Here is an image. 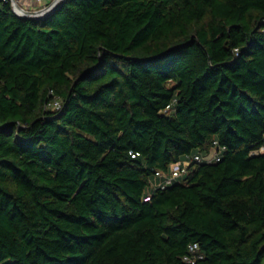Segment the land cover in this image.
Instances as JSON below:
<instances>
[{"label":"trees","instance_id":"1","mask_svg":"<svg viewBox=\"0 0 264 264\" xmlns=\"http://www.w3.org/2000/svg\"><path fill=\"white\" fill-rule=\"evenodd\" d=\"M263 144L264 0H0V264H264Z\"/></svg>","mask_w":264,"mask_h":264},{"label":"built area","instance_id":"2","mask_svg":"<svg viewBox=\"0 0 264 264\" xmlns=\"http://www.w3.org/2000/svg\"><path fill=\"white\" fill-rule=\"evenodd\" d=\"M12 3L14 12L24 14L25 12L43 13L51 8L59 0H8ZM53 107L60 108V103L56 102ZM169 107L167 108V110ZM225 146L219 145L217 141L214 142L211 150L208 153H198L192 156H186L181 161L172 163L168 171H158L155 174V179L152 182V188L165 189L181 180L188 174L189 167L195 164H215L221 162ZM255 154H264V144L255 152ZM151 195L146 197L145 201H150ZM189 254L184 257V261L189 264H195L197 261L203 259V254L200 252L198 244L189 246Z\"/></svg>","mask_w":264,"mask_h":264},{"label":"water","instance_id":"3","mask_svg":"<svg viewBox=\"0 0 264 264\" xmlns=\"http://www.w3.org/2000/svg\"><path fill=\"white\" fill-rule=\"evenodd\" d=\"M63 2H64V0H59L51 8H49L47 11H45L43 13H33V12H25L24 14H18L16 12L15 13L17 16H19L22 19H28V20L46 19L51 14H53L60 7V5Z\"/></svg>","mask_w":264,"mask_h":264}]
</instances>
